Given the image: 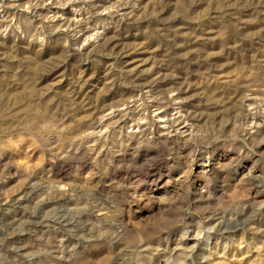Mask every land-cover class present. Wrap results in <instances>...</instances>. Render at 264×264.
<instances>
[{
    "label": "rangeland",
    "instance_id": "obj_1",
    "mask_svg": "<svg viewBox=\"0 0 264 264\" xmlns=\"http://www.w3.org/2000/svg\"><path fill=\"white\" fill-rule=\"evenodd\" d=\"M0 264H264V0H0Z\"/></svg>",
    "mask_w": 264,
    "mask_h": 264
},
{
    "label": "bare ground",
    "instance_id": "obj_2",
    "mask_svg": "<svg viewBox=\"0 0 264 264\" xmlns=\"http://www.w3.org/2000/svg\"><path fill=\"white\" fill-rule=\"evenodd\" d=\"M130 1V0H129ZM132 1H134V0H132ZM136 1V0H135ZM127 2H128V0H127ZM128 4V3H127ZM132 5V4H131ZM73 20V19H72ZM73 22H75V21H73ZM76 22H78V21H76ZM76 22H75V24H76ZM74 28H76V27H74ZM97 29V28H96ZM101 33V32H100ZM99 34V33H98ZM252 97V96H251ZM257 97V96H256ZM254 99V101H256L255 100V96H254V98H249V100H253ZM172 100V99H171ZM169 101L168 103H172V101ZM172 109L174 110V112L176 111V108H173L172 107ZM155 111L156 112H158L157 113V118L160 120V121H162L163 123H165L164 125H165V127L168 129H173L174 127H176V125L177 124H179L180 123V121H181V115H180V112H175V114H172V117L170 118L169 116H170V114H169V116H168V111L167 110H162V109H160V108H155ZM104 118V117H103ZM132 120H134V119H132ZM123 121V120H122ZM101 122V121H100ZM99 122V123H100ZM103 122V121H102ZM128 123V122H127ZM127 123H125V124H127ZM102 124V123H101ZM140 123H138V122H134L133 124H132V126L133 127H135V128H137L138 129V131H139V129L141 128V126L139 125ZM103 125V124H102ZM122 125V124H121ZM123 126V125H122ZM121 127V126H120ZM164 127V128H165ZM103 130V129H102ZM179 130V129H178ZM176 131V130H175ZM104 132V131H103ZM137 132V131H136ZM100 133V132H99ZM200 169H201V171L203 172V173H208V172H210L211 171V173H212V170H211V163L209 162V161H207L206 163H204V164H201V166H200ZM203 175V174H202ZM204 177H205V175H204Z\"/></svg>",
    "mask_w": 264,
    "mask_h": 264
}]
</instances>
